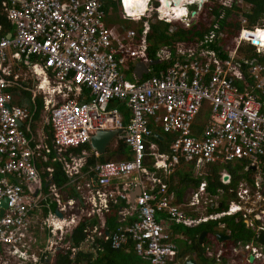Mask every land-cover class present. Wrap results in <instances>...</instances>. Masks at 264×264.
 Returning a JSON list of instances; mask_svg holds the SVG:
<instances>
[{"label":"built area","instance_id":"obj_1","mask_svg":"<svg viewBox=\"0 0 264 264\" xmlns=\"http://www.w3.org/2000/svg\"><path fill=\"white\" fill-rule=\"evenodd\" d=\"M102 1L0 0V19L10 25L5 28L0 21V204L9 202L0 218V264H55L59 253L74 259L80 247L66 240L82 223V246L94 245L99 252L100 244L107 243L116 250L132 240L134 252L147 264L191 259L173 241L174 226L196 228L239 216L255 235L264 234V64L242 51L253 46L264 57V26L250 27L242 18L234 46L219 48L224 34L216 24L196 44L161 47L157 60L175 59L163 76L140 80L133 72L128 79L131 66L150 61L151 13L188 27L208 0H184L187 14L178 18L165 12L163 0H147L148 18L140 33L107 25ZM218 2L251 7L244 0ZM193 6L195 15L188 9ZM123 14L141 21L124 6ZM36 97L42 99L45 117L33 123ZM112 101L130 110L128 124ZM150 123L174 134L169 152L162 153L152 141L158 134ZM115 129H122L116 146L124 141L131 159L87 166L88 158L99 154L72 151L90 145L98 131ZM242 161L255 171L240 173L245 177L228 191L231 198L223 212H208L219 198L208 194L207 182L192 189L188 200L175 203L168 180L182 162L207 174L212 164ZM54 164L62 167L68 184L55 181ZM231 184L232 177L224 185ZM114 207L120 208V225L110 232L105 220ZM37 229L48 234L39 254L33 252ZM175 238L184 240L179 234ZM239 251L247 264L250 257L251 264H264V247L240 245L234 249ZM205 254L220 264L221 253L206 247Z\"/></svg>","mask_w":264,"mask_h":264},{"label":"trees","instance_id":"obj_2","mask_svg":"<svg viewBox=\"0 0 264 264\" xmlns=\"http://www.w3.org/2000/svg\"><path fill=\"white\" fill-rule=\"evenodd\" d=\"M102 3L103 10L106 14H111V12L114 13V18H110L108 16V19L106 20L107 25H120L121 27H128L127 24L129 22V19L124 17L122 0H103ZM244 3L251 5V7L246 8L236 5L225 7L220 5L218 0H208V2H205L202 5V8L195 19V23L189 27L185 26L179 21L169 22L164 18H159L155 12L154 15L149 19L150 30L146 37L148 44L147 58H149L150 60H157V51L164 46L175 47L180 43L186 45L196 44L203 40L205 35L209 34L212 30H215L214 25L216 24L219 26L218 31L224 34V37L218 43L219 48H225L229 45L234 46L233 41L239 34V31L242 27V18H246L248 20V24L250 27L261 25V21L264 19V0H244ZM157 5L158 4L155 3V7H157ZM194 9L195 7L193 6L191 10ZM168 13L169 15H172L170 12ZM146 17L147 15L140 17L141 21L138 24V27L135 29L136 31H138V33H140L141 31V22L146 20ZM109 19H111L110 22H108ZM0 21L5 26V28L10 27V25H8L3 18H1ZM242 51L245 52V54H247L249 58L258 57V60L262 64H264V57L259 56V54L255 52V48L253 46L244 47ZM174 62L175 59L170 62L164 61L158 65L152 66L150 73L144 77V80L152 76H163L167 68L172 66ZM130 69L131 70L128 73V78L130 77L131 79L132 73L134 72V67L131 66ZM21 94H24V96L28 95L29 97L31 95L29 92L27 93V91H22ZM17 105H21V103L18 101ZM110 106H118L123 114L124 124L126 125L129 123L131 119V113L125 104H121L118 101H112ZM31 109L32 122L35 123L37 121H40L43 113L41 97L35 98ZM207 114V111L204 112L198 117V120H202L207 116ZM32 127L31 131H33ZM150 128L154 131V133L162 137V139H160L155 135L156 137L154 136L152 138V141L158 143L160 151L162 153L169 152L170 145L174 139V134L166 133L161 128H156L153 123H150ZM45 130L46 132H48L50 130V126H46ZM24 131L25 135H27L28 137L31 136V133L29 131ZM83 150H91L90 145L72 149V151H75L76 153H81ZM106 153H111V158L108 159L105 157V155L97 156L96 154H93L88 158L87 166H94L97 163H103L105 161H113L112 157L119 154H126L127 159H131L132 157L131 151L128 149L126 143L122 140L119 141V144L114 151L107 150ZM43 163L46 164L47 162L43 161ZM54 165V179L59 186H63L67 183L68 178L62 171V167L59 164ZM180 165H182V167L180 168H185L186 170L183 172L179 168L175 172V174L168 180L169 191L176 194L175 203H181V200H183L186 191L189 188H199L201 183L207 182V191L209 195L219 197V192H224V195L219 197L222 199L223 207L221 209L215 210H211L210 208H208V212L219 213L223 212L227 207L226 200H228V197L226 198L225 193L227 192L228 188L238 186L239 181L243 177H245V175L241 176L240 172L249 169L248 163H246L245 161L237 163L236 165H233L231 163L223 165L212 164L209 166L207 174H205L204 176L196 177L194 176L193 167L187 166L183 162ZM85 169H87V167ZM224 170L227 171L232 177V184L230 186L224 185L221 181V173ZM69 190L70 193H73L72 188H69ZM119 211V207H114L112 208L110 214L106 216V227L110 232L115 231L116 228L120 225ZM218 223H221L223 225L224 233H229L230 242L225 245H228L229 247H237L240 245L250 244L251 242H256L264 246V234H260L257 236L250 230L246 229L243 220L239 216L224 218ZM217 224L216 222H207L199 225L196 228L183 227V229H181L182 226H174L173 241H175L178 246H180V244L181 246H191L183 249V255L194 252L200 258L203 264H216L215 261L209 262L202 256L203 249L200 247L198 238L203 232H206L208 235V239L209 237L210 239L207 241L205 239V242H210L212 236L215 234ZM85 225V223H82L79 227L75 228L71 234L72 242L75 246H79L84 241L85 236L82 230L84 229ZM176 234L181 235L183 237L182 239L184 240H176ZM102 244L103 243L100 244L101 246H104L102 251H99L94 258L92 254L84 253L82 251L77 253L74 259H70L68 255H62L59 253L55 264H147V261L143 257L138 256L134 252L132 240H129L128 243L122 245L121 248L116 250L112 249L110 247V244Z\"/></svg>","mask_w":264,"mask_h":264},{"label":"crops","instance_id":"obj_3","mask_svg":"<svg viewBox=\"0 0 264 264\" xmlns=\"http://www.w3.org/2000/svg\"><path fill=\"white\" fill-rule=\"evenodd\" d=\"M183 10H185V9H183ZM135 68V67H134ZM27 103H28V100H27ZM37 122H40V121H37ZM106 158H111V156L110 155H108V156H106ZM116 158H118L117 160H122V159H126L127 158V155L126 154H119V155H116ZM120 158V159H119ZM117 160H113V161H117ZM182 168H180V170H181ZM225 171V170H224ZM248 172H250L249 170H248ZM240 173H243V172H240ZM248 174V173H247ZM68 180H67V183L66 184H68ZM223 183V182H222ZM67 187V186H66ZM69 187L70 186H68L67 187V191H68V193H70V190H69ZM44 188H46L45 187V185H44ZM71 188V187H70ZM231 188H233V187H231ZM231 188H228V190H227V192L225 193V196H226V198L228 197V200H226V204L229 202V200H230V196H229V193H228V191L231 189ZM192 189H196V188H192ZM191 188H189L188 189V191H187V194L184 196V198H183V200L185 199V200H188V196H190L191 195V191L190 190H192ZM134 192V194L136 193V190H134L133 191ZM221 192V191H220ZM220 192H219V197H221L222 195H224V192L222 191V194H220ZM133 194V195H134ZM218 197V196H217ZM218 197V198H219ZM219 202H221V204H222V207H223V203H222V199L221 198H219ZM218 202V203H219ZM218 203H216V204H218ZM49 209H51V210H53V212H54V214H56L58 217H60V213H58V212H56L55 211V207L53 206V205H50L49 206ZM47 212V211H46ZM223 220V219H222ZM221 221V220H220ZM218 223V222H217ZM216 223V224H217ZM243 223H244V221H243ZM244 225H245V227H246V229H248L247 228V225H246V223H244ZM224 227H223V225L220 223H218L217 224V228H216V231H215V234L212 236V238H211V241L210 242H208V243H206L205 242V239H206V241L207 240H209L210 239V237H209V239H208V235L206 234V236L203 238V242H202V244H200V246H203V252H202V256L207 260V261H215V260H213V259H209V258H207V256H206V254H205V248L206 247H208L209 248V250L210 251H212L213 253H214V255H216V254H218V253H221V255L220 256H222L221 257V260L219 261V263L220 264H232V262H230L231 260H235L236 261V258H238V259H240L241 258V254H244L243 252H238V253H235L234 252V249H237L239 246H237V247H226L225 248V250L223 249V247H225V246H228V245H225V244H227V243H229V242H223V243H218V241H216V237L217 236H224V237H227V238H229V233H224ZM248 230H250L253 234H254V232L251 230V229H248ZM221 231V232H220ZM73 232V231H72ZM72 232L70 233V236L67 238V242H69V244H72L73 246H75L74 244H73V242H72V238H71V234H72ZM47 232H44L42 229H37L36 230V232H34V236H35V247H34V249H33V252L35 253V254H39V253H41V251L43 252L45 249H46V240H47ZM198 242H199V238H198ZM83 243V242H82ZM82 243L79 245V247H80V250H79V252L80 251H82V252H84V253H89V254H92L93 255V258L94 257H96V255H97V251L93 248L94 247V245L93 246H90V244H89V246H82ZM250 244H252L254 247H264V246H262L261 244H259V243H256V242H251ZM244 246V245H243ZM187 248V247H186ZM78 252V253H79ZM57 255H59V254H57ZM187 256H189L190 258H192L193 256H194V260H195V262L197 263V264H203L202 263V261L200 260V258L197 256V255H195L194 254V252L193 253H189V254H186ZM246 258H247V256H246ZM56 259H57V257H56ZM243 260L244 259H242V263L241 264H247L246 263V261L245 262H243ZM235 261H233L234 262V264H240V263H236ZM55 263H56V260H55ZM216 263V262H215ZM73 264V263H72Z\"/></svg>","mask_w":264,"mask_h":264},{"label":"water","instance_id":"obj_4","mask_svg":"<svg viewBox=\"0 0 264 264\" xmlns=\"http://www.w3.org/2000/svg\"><path fill=\"white\" fill-rule=\"evenodd\" d=\"M133 2V4L136 3L135 6H137V3H142L144 0H130ZM196 12H191V15H195ZM194 24V22H192L190 24V26H192ZM161 61L160 60H150L147 62L144 61H140L137 62L134 66V72L137 76L138 79H143L144 76H147L150 72V68L152 66L158 65L160 64ZM9 108V107H8ZM19 126L21 125L20 123L18 124ZM122 133V129H115V130H102V131H98L94 136H92L91 138V143H90V147H91V152L92 153H98L99 155H104L106 154L109 145L119 136V134ZM158 138L162 139L161 136L156 135ZM249 171H255V167H252L249 169ZM231 180V177L229 174H223L222 176V182L223 184H228ZM220 194H222V191L220 192ZM134 201V198L132 199V203ZM9 206V202L7 199H4L1 204H0V218L4 217L5 211L8 209ZM222 208V204L221 202H219L218 204H212L210 206L211 210H215V209H221ZM60 213V212H59ZM60 217H62V214L60 213ZM206 232H203L200 236H199V243L202 244L203 242V238L206 236ZM216 241H218V243H223V242H229L230 238L224 237V236H217L216 237ZM249 262L252 263L253 262V257L249 258ZM186 264H197L194 260V256L187 260Z\"/></svg>","mask_w":264,"mask_h":264},{"label":"bare ground","instance_id":"obj_5","mask_svg":"<svg viewBox=\"0 0 264 264\" xmlns=\"http://www.w3.org/2000/svg\"><path fill=\"white\" fill-rule=\"evenodd\" d=\"M124 1V10L129 13V16L136 17V16H144L146 15L148 8L145 6L147 0H144L142 3L133 4L130 0H123ZM184 0H163V6L166 7L165 12L176 11L178 15L184 17L187 14L186 9L182 6ZM173 6V7H171ZM185 9V10H183ZM62 258V257H61ZM63 259V258H62ZM56 260V259H55ZM68 260V259H67Z\"/></svg>","mask_w":264,"mask_h":264},{"label":"rangeland","instance_id":"obj_6","mask_svg":"<svg viewBox=\"0 0 264 264\" xmlns=\"http://www.w3.org/2000/svg\"><path fill=\"white\" fill-rule=\"evenodd\" d=\"M153 5V4H152ZM188 9H192V7H189ZM172 16L174 15L175 17H181L180 15H178L177 13H176V11H172ZM151 15L153 16V13H151ZM108 16L110 17V18H114V13H112L111 12V14L110 13H108L107 14V17H106V20L108 19ZM146 18H148V16L146 17ZM110 20L111 19H109L108 20V22H110ZM113 20V19H112ZM175 22V21H174ZM262 22V24H264V19L261 21ZM140 23V21H134V20H129V22H128V24H127V26L128 27H124V26H122V27H124V28H128V29H136L137 27H138V24ZM108 24H110V23H108ZM114 26H116V27H118L119 29H121V26L120 25H114ZM128 79H130V77L128 78ZM28 93V92H27ZM22 95H24V94H22ZM26 97L28 96V95H25ZM19 97H17V101H19ZM16 101V102H17ZM16 104V103H15ZM42 117H43V119H44V117H45V114L44 113H42ZM41 121V120H40ZM116 140H114L110 145H109V147H108V150H112V151H114L116 148H117V146H116ZM88 152H91V150H89ZM111 153H109V154H104L105 155V157L106 156H108V155H110ZM97 156H101V155H97ZM118 158H116V156H114V157H112V160H117ZM120 159V158H119ZM188 166V165H187ZM186 169L185 168H182L181 169V171H185ZM207 173H208V171H207ZM206 174V171H201L200 173H197V172H195L194 171V176H204ZM127 179L126 178H122V180L121 181H126ZM191 191V190H190ZM200 206H201V209H200V213H202V212H205V210L203 211V208H204V203H200ZM181 229H183V227H181ZM221 232V231H220ZM226 247H229V246H225V247H223V249L225 250V248ZM242 259H244L243 260V262H245L246 261V256L244 255V254H241V258L240 259H238V258H236V261L235 260H231L230 262H232V264H234V262L233 261H235L236 263H242ZM248 263L249 264H251L249 261H248ZM253 263V262H252Z\"/></svg>","mask_w":264,"mask_h":264},{"label":"flooded vegetation","instance_id":"obj_7","mask_svg":"<svg viewBox=\"0 0 264 264\" xmlns=\"http://www.w3.org/2000/svg\"><path fill=\"white\" fill-rule=\"evenodd\" d=\"M245 171H243V173H244ZM192 189V188H191ZM188 191V190H187ZM187 191H186V193H187ZM179 247V249H181L182 251H183V249H185L186 247H191V246H181V244H180V246H178ZM201 248H203V246H200ZM195 255H196V253H194Z\"/></svg>","mask_w":264,"mask_h":264},{"label":"clouds","instance_id":"obj_8","mask_svg":"<svg viewBox=\"0 0 264 264\" xmlns=\"http://www.w3.org/2000/svg\"><path fill=\"white\" fill-rule=\"evenodd\" d=\"M193 11H194V10H193ZM193 11H191V12H193ZM194 12H195V11H194ZM256 26H264V25L261 24V25H256ZM188 27H189V26H188Z\"/></svg>","mask_w":264,"mask_h":264}]
</instances>
